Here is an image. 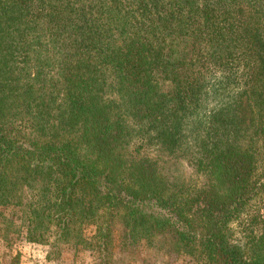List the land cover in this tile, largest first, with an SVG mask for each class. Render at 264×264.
<instances>
[{
	"label": "trees",
	"instance_id": "obj_1",
	"mask_svg": "<svg viewBox=\"0 0 264 264\" xmlns=\"http://www.w3.org/2000/svg\"><path fill=\"white\" fill-rule=\"evenodd\" d=\"M116 221L264 264V0H0L2 231L115 264Z\"/></svg>",
	"mask_w": 264,
	"mask_h": 264
},
{
	"label": "rangeland",
	"instance_id": "obj_2",
	"mask_svg": "<svg viewBox=\"0 0 264 264\" xmlns=\"http://www.w3.org/2000/svg\"><path fill=\"white\" fill-rule=\"evenodd\" d=\"M177 171L185 181H193L195 174L185 162L177 164ZM98 211L95 212L97 215ZM6 224V222H5ZM0 224V264H97V253L89 248L90 235L93 231L91 223L81 226L82 242L74 245L67 244H32L25 241V232L8 230L2 231ZM111 255L115 264H193L182 256L169 254L164 248H146L138 244L133 252L126 249L120 222H115ZM17 254L18 258H15Z\"/></svg>",
	"mask_w": 264,
	"mask_h": 264
}]
</instances>
